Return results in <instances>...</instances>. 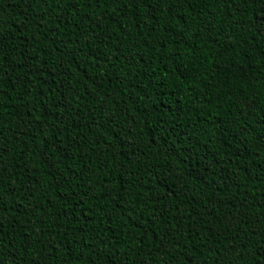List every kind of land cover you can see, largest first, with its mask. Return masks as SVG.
<instances>
[{
    "label": "snow or ice",
    "instance_id": "6c2138e0",
    "mask_svg": "<svg viewBox=\"0 0 264 264\" xmlns=\"http://www.w3.org/2000/svg\"><path fill=\"white\" fill-rule=\"evenodd\" d=\"M16 3L24 4L28 12L20 14L23 18L18 24H11V31L6 27L10 21L4 20L0 14V264H4L5 252L11 257V264H17L16 251L20 252L19 264H51L54 258L59 259L58 256L53 257L51 243L45 246L44 251L37 249L33 253L34 241L31 236L27 243L19 241L22 247L17 248V237L12 234L16 233V226H12L11 233L5 231V226L11 224L8 216L13 213L14 219L25 215L29 216V219L36 216L37 220L43 223L38 213L43 212L45 201L51 204L48 200L49 189L45 186L49 179L57 180V195L61 200L66 204L76 205L72 209V214L78 221L84 219L87 223L92 219L90 213H93L95 209H99L102 213L97 215L100 221L111 219L109 213L113 216L119 215L122 228L138 230L137 236H130L136 240H142L145 234L150 237L154 226L163 225L160 244L156 246V249L163 251L168 257L166 264H264V231H252L250 235L242 238L239 232L230 233L232 225L236 222L234 215L223 218L215 216L214 220L204 221L205 230L209 233L214 232L213 223L216 222L223 231L215 232L216 243L208 247L213 239L212 236L206 240L194 239L200 236L198 227L200 219H193L191 212L188 216L179 214L180 209L175 204L172 205L175 212H170L162 203L165 200V192H172L175 195L174 189L180 188L181 184L183 188L180 190V195H183L188 187L185 183L186 177L191 176L201 184H207L209 193L208 196H204L203 192L200 193L201 200L197 203L203 204L204 211H196L194 213L196 218L212 217L213 212L209 205L212 204L213 199H216L215 194L223 192L232 194L220 197L217 212L222 211L225 206L240 212L241 208L249 206V200H256L257 208L264 209V195H257L253 190L246 188L249 184L256 186L264 184V168H261L260 172L254 171L257 167L254 161L264 157V118L255 121L262 126L258 133L249 124L256 107L254 95L249 96L241 92L244 102L237 104L239 111L228 123L221 125L219 129L212 130V135H215L216 131L220 132L226 148L231 150L225 153L226 161L218 159L214 152L208 150L207 142L200 145L198 142L193 143L190 139L179 140L180 148H177V143L174 142L167 149L168 155L179 160L182 165L187 166L191 162L190 168L185 167L183 171H178L168 161L163 163L154 161L151 164L145 161L144 167L150 169L156 177V183L159 186L157 189L146 188L144 183L132 185L127 180L114 184L113 181H118L121 175L128 174L120 171V167H124L123 161L104 175H95L94 178L90 176L87 180L77 177L75 173L65 176L64 172L71 173V161L77 160L83 151L82 142L89 140V137L84 135L72 139L71 136H67L56 142L60 133L68 132L69 128L80 127L77 120L79 117L86 120L85 126L89 131L95 128L109 131L108 125L112 128H120L121 132L126 131L129 134L128 140L117 138V142L122 146L119 154L125 159H128L127 153L123 151L125 145L132 157H137L138 153L143 154V148L130 136L132 129L121 128L116 114L111 110H104L114 97L101 99L98 91H90L88 95L93 101H99V103L93 106L95 110L89 109L90 116L86 118L82 115V110L87 105L80 103L83 92L77 93L76 87L80 85L81 79H86L94 85L95 89H103L105 80L113 74V68L116 66L113 62L120 61L121 57L128 62L125 67L135 64V71H143L144 74L151 70L150 66L143 70L140 68L143 56L138 48L129 51L128 45H118L108 52L101 48V45L110 47V41L113 40L116 30L124 25L127 17L138 15L139 18L133 21L136 26L144 23V17L152 21L153 26L145 24L148 29L146 33L143 31L139 33L140 36L145 37V43L158 31H175L176 36L183 37L187 41L188 37L185 33L189 30L190 21L187 18L188 14L181 12L180 9L195 11L197 6L211 3L217 9L216 17L219 19L212 17V22H209V19L205 18L201 32L197 35L205 34L206 41H211L218 48L224 41H228L229 46L234 44L238 48L243 43L246 47L264 53V0H16ZM113 5L115 6L113 11L108 12L107 9ZM98 7H104L105 13L88 15ZM37 8L41 11L36 12ZM114 14L116 18L112 19ZM196 16L197 24H201L199 18L210 17L211 13L205 14L201 11L197 12ZM86 19H90L92 23L86 24ZM109 22L114 28L112 31H105L104 25ZM213 32H215V38L212 36ZM235 33L238 35H234ZM81 37L84 39L82 40ZM13 41H19V43L13 46ZM206 41L201 42L205 46L200 51H197L194 45H189L193 59L203 57L207 60L215 54L211 48L207 47ZM33 48L37 51H33ZM49 49L51 51H48ZM233 50L235 51V48ZM46 51H48L47 56L44 55ZM14 52L23 53L20 57L21 61L26 60L31 64V67L24 72L27 83L22 82L20 75L9 77L10 70L16 71L17 68L25 67L23 63L9 58ZM53 52L57 54L55 57L52 55ZM177 54L178 50L173 49L161 55L164 60H168L170 56ZM49 59L53 60L58 70L51 73V83L56 85L55 87L48 86V80L38 84L36 81L41 80L39 75L35 77V80L29 77V73L47 72L46 65ZM65 64L69 67H65ZM106 65L113 67L108 68ZM77 72H82L83 77L77 76ZM89 72H92L91 76ZM58 74L59 80L56 79ZM129 74L125 73V79ZM180 75H183V72ZM74 76L75 83L72 80ZM5 77L9 80L15 79L20 89L18 96L13 97L9 94L10 91H16V88L9 89L5 83ZM120 82L123 83L124 80L121 79ZM248 83L252 87L255 86L251 80ZM80 86L83 87V85ZM260 92L264 95V81H261ZM25 93L31 98L30 100L24 99ZM40 97H43V100ZM37 106L47 110L43 117L45 121H48L47 125L41 123V116H33ZM120 116H127L126 106L120 109ZM16 117L19 118V124L14 136L9 139L6 133L11 131L10 120ZM30 126L36 128V136L29 137ZM53 129L55 135L51 131ZM176 135L179 136L178 133ZM49 136L52 139L51 143ZM26 137H28L27 146L19 147L25 143ZM249 137L252 139L249 140ZM101 138L89 140V143L99 144ZM152 143L155 144L154 138ZM250 143L253 145L251 149H249ZM111 147L112 145L108 144L107 150H111ZM144 147L148 145L145 144ZM58 151L63 153V157L58 155ZM84 154L87 155L86 152ZM209 156L212 157L211 160H208ZM62 164H65L63 171H61ZM213 164L219 166V183L215 182L216 168L213 167L211 173L209 172V167ZM41 167L44 168V173H40ZM106 167V164L101 163L94 166V169L102 171ZM94 169L89 171L92 172ZM157 169L161 174H156ZM57 172L60 173L64 183H59ZM113 172L115 174L111 175ZM131 174L138 177L139 166ZM41 175L43 179L39 178ZM74 182L75 186H73ZM125 185L134 190L129 191ZM62 189L67 191L61 194ZM233 189L239 191V197L235 191H232ZM146 192L148 195H145ZM235 199H239L240 203L232 204L231 201ZM150 202L155 203L150 204ZM149 207L151 211L146 216L145 209ZM63 215L66 216L67 212ZM186 219L193 224L191 233L185 227ZM144 222H147L146 227ZM254 223L259 224L260 220ZM17 224H19L18 220ZM23 231V226H20V233L22 234ZM80 231H83V226ZM105 231L111 232L106 239L102 238ZM224 232H229L230 235L221 240L220 237ZM100 233L91 237L94 243L84 242L78 252L66 244L65 255H75V264H125L129 251L139 255V250L132 245L126 248L123 254L118 253V246L124 242L122 237L129 233H117L106 228H100ZM255 236L259 239L253 240L252 237ZM67 238L68 233L65 232L62 239L67 240ZM72 239H75V234ZM36 242L40 243V241ZM60 242L57 240L56 244L59 245ZM109 244L110 248L106 251L105 246ZM85 248L87 251H84ZM148 255L149 257L152 255L151 249ZM61 264L66 262L61 260ZM139 264H147V261L141 260Z\"/></svg>",
    "mask_w": 264,
    "mask_h": 264
},
{
    "label": "trees",
    "instance_id": "16d2710c",
    "mask_svg": "<svg viewBox=\"0 0 264 264\" xmlns=\"http://www.w3.org/2000/svg\"><path fill=\"white\" fill-rule=\"evenodd\" d=\"M115 6L108 8V12H112ZM41 9L37 8L36 12H40ZM131 12V9H129ZM181 12L187 15L190 21L189 30L185 33L188 37L187 41L183 37H178L173 32H157L147 39L145 43V37L140 36V32H147L148 29L145 24L153 26L152 21L147 20L144 17V23L136 26L133 21L138 19V15H130L125 19V23L122 27L116 30L113 40L110 41V47H105L101 45L102 50L108 52L112 48L119 46L128 45L129 51L133 48L140 49V54L143 56V61L140 62V68L143 70L150 66L151 70L144 74L143 71H135L136 65L128 64L127 61L121 57L120 61H114L116 65L113 68V74L110 75L109 79L105 80L103 89H95L94 85L86 80L81 79L80 85H77V93L83 92V99L80 101L81 105H87L82 110V115L84 117L90 116L89 109H93V106L99 101H93L88 95L90 91H98L101 99H107L108 97H114L110 100L104 110H111L117 116L120 121L121 128L130 127L131 138H133L141 148H143V154H139L137 157H132L130 150L127 145L123 146V151L127 153L128 159H125L123 155H120L121 144L117 142V138L122 140H128L129 134L121 132L120 128H112L111 125L107 127L109 131L101 130L100 128H95L89 131L85 126L86 120L77 117L80 127L69 128L68 132L60 133L57 136V143L60 139L67 136H71L72 139H76L77 136L87 135L89 140H93L97 137H102L99 144L89 143V140L82 142L81 147L83 151L80 156L75 161H71V173L64 172L65 176L75 173L77 177H83L87 180L90 176L94 178L95 175H104L109 169L116 168L121 161H123L124 167H120L121 173L127 172L126 175H121L118 181H113L114 184L127 180L132 185L144 183L146 188L157 189L159 186L156 183V177L152 174L150 169L144 167V162L151 164L154 161H168L172 164L174 168L178 171H183L185 167H192L190 162L187 166L182 165L179 160L173 159V157L168 155V146L177 143V148H180L178 143L179 140L190 139L193 143H199L204 145L207 142V149L215 153L218 159L227 160L226 152L231 151L226 148V143L223 142V137H221L220 132L216 131L215 135H212L213 129H219L221 125L228 123L232 117L239 111L237 104H242L244 102L243 96L240 95L241 92L246 95H254L256 107L254 109L252 118L249 120V124L252 128L256 130V133L261 131V125L255 121L264 118V95L260 92L261 81H264V53L259 50L246 47L241 43L240 47H235L234 44L229 46L228 41L217 47L216 44L211 41H206V35L200 34L202 22L205 18L212 22V17H216L217 9L214 8L211 3L207 5H199L195 8V11H191L186 8H181ZM203 11L205 14L211 13L210 17H200L201 24H197V12ZM28 10L25 5L16 3V0H0V14H2L3 19L10 21L6 27L11 31V24H18L23 18L20 14H27ZM96 13L104 14L105 8L98 7L94 12H90L89 16H94ZM115 14L112 19H115ZM219 19V17H216ZM86 24H91L90 19L85 20ZM105 31H112L114 26L109 22L104 25ZM234 35H238L235 33ZM215 38V32L212 33ZM90 38V37H89ZM83 40L84 38L81 37ZM158 41V42H157ZM202 41H206L208 48H211L215 53L213 56L205 60L203 57L199 59H193L191 54V49L189 45H194L197 51H200L205 45ZM27 43V39L25 38ZM19 41H13V46H15ZM167 45V49H165ZM235 48V51L233 50ZM173 49L178 50V54L175 56H170L168 60L162 58V53L165 51L171 52ZM187 50V51H186ZM33 51L37 49L33 48ZM48 51H51L49 49ZM48 51L45 52V56L48 55ZM23 53L14 52L9 57L10 59H15L18 63H23L24 68H17L16 71H9V77H15L20 75L22 82L27 83L28 81L24 79V72L27 68L31 67L26 60L21 61L20 57ZM53 57L57 54L52 53ZM44 57H42L43 59ZM139 61V57H137ZM69 67L68 64L64 65ZM48 68L47 72L42 73H29V77L35 80V77L39 75L41 77L40 81H36L38 84L43 80H48V86L55 87L51 83L52 76L51 73L58 72L56 65L53 63L52 59L48 60L46 65ZM108 68H112V65H106ZM183 72V75L180 73ZM125 73H130L125 79ZM77 76L83 77L82 72H77ZM92 75V72H89ZM119 77V79H117ZM59 80V74L56 76ZM121 79L124 80L121 83ZM73 83H75V76L72 78ZM253 81L254 87L250 86L248 81ZM5 83L11 87H15L16 91H10V95L15 97L20 94L19 86L16 84L15 79L9 80L5 77ZM237 90H240L239 92ZM47 91V87H45ZM76 95V93H73ZM239 97V99H237ZM25 100H30L31 98L25 93ZM43 100V97H40ZM11 104L12 101L10 100ZM31 106V105H29ZM124 106L127 107V116H120V109ZM46 109L37 106L33 112V116H41V123L47 125L48 121L44 120L46 115ZM247 111V109H245ZM97 115H99V110H97ZM32 119V117H29ZM19 124V118L10 120L11 131L6 133L9 139L14 136L17 125ZM9 127V125H5ZM63 127V126H61ZM53 135H55V130H51ZM179 134L177 137L176 134ZM187 134V135H185ZM36 128L30 126L29 137L36 136ZM255 135V133H254ZM155 139V144L152 143V139ZM49 142H52L51 136H49ZM252 137H249L251 140ZM28 143V137L25 138V143L19 145V147H26ZM108 144H111V150H107ZM147 144L148 147H144ZM253 145L249 144V149ZM87 153L85 155L84 153ZM58 155L63 157V153L58 151ZM115 155V159L113 156ZM212 157L209 156L208 160ZM236 159V158H234ZM131 161V163H129ZM104 163L107 165L102 171H96L94 166ZM257 167L254 169L256 172H260L261 168H264V157L254 161ZM139 166V176H133L131 173L134 172ZM227 166L226 164L224 165ZM65 164L61 165V171H63ZM215 167L217 171L216 183H219V166L211 165L209 167V172L211 173L212 168ZM89 169H94L90 172ZM40 173H44V168L41 167ZM115 173H111L114 175ZM156 174H161L160 170H156ZM35 175V174H34ZM57 177H59V183H64L60 173L57 172ZM39 178L43 179V175ZM207 179V177H206ZM188 187L184 191L183 195H180V190L183 188L181 184L180 188H175V195L172 192H165V200L162 202L164 206L170 212H175V208L172 207L173 204L177 205L180 209V213L184 216H188L191 212L193 213V219H200V224L198 225L200 236L194 237V239H208L212 236L213 239L208 244L211 247L212 244L216 243L215 232H221L223 229L217 226V223H213L214 232L209 233L205 230L204 221L214 220L215 216H220L221 218L229 215H234L236 217V222L232 225L230 233L239 232L240 236L246 237L250 235L252 231L262 232L264 231V209L257 208L256 200H249V206L247 208H241L240 212H236L235 209L225 206L222 211L217 212L216 208L219 207L218 200L222 195L230 196L231 192H223L221 194H215L216 199H213L212 204L209 207L212 209L213 216H203L202 218H196L194 213L196 211H204L203 204L197 203L201 200L200 193L203 192L204 196H208V185L201 184L200 181L194 180L193 177L187 176L186 181ZM48 191V200L44 202L43 212L38 213L40 223L36 216L25 215L23 217H17L14 219V213L8 216V220L11 222L10 225L5 226V231L11 233L12 226H16V233H12L17 237V248H21L19 241H24L27 243L29 237L31 236L34 241L32 245V251L35 253L37 249L44 251L46 245L51 243L53 248V257L58 256L59 259H53L51 264H61V260L65 261L66 264H75L76 256L65 255L66 244H69L72 250L79 251L83 247L84 242H91V237L94 235H100V228H106L116 231L117 233H129V235L123 236L124 241L120 246H118V253L123 254L125 249L130 245L139 250V255H134L132 251H129L127 257L125 258V264H139L141 260H146L147 264H166L168 257L163 251H157L156 246L160 244V237L162 234L163 225L154 226L152 228V235L149 237L147 234L144 235L142 240H136L130 238V236H137L138 230L135 228L124 229L120 225L122 221L119 215L111 216V219H105L100 221L97 219V215H102L99 209H95L93 213H90L92 219L87 223L84 219L77 220V217L72 214V209L76 207L74 203H65L57 195L58 182L57 180L49 179L47 185H45ZM75 186V182L73 184ZM87 187V185H85ZM129 191L134 189L129 188L125 185ZM246 188L253 190L257 195H264V184L259 186L256 185H246ZM66 189L60 190L61 194L66 192ZM77 191H81L77 189ZM239 197V191L233 189ZM145 195H148L146 192ZM179 196V199H177ZM155 202H150L154 204ZM232 204H239L240 200L235 199L231 201ZM159 206V205H157ZM107 211V209H105ZM151 208L145 209V215ZM67 212V215L63 213ZM47 213V215H45ZM60 214V215H58ZM17 220L19 224H17ZM260 220V223H254ZM241 221H243L241 223ZM145 223V227L147 222ZM185 227L188 232H192L193 224L189 220L184 221ZM38 225V226H37ZM20 226H23V233H20ZM83 226V231H80ZM227 227V225H224ZM67 232V240L62 239L63 234ZM34 233V235H32ZM229 232H224L223 236L220 237L221 240L225 236L230 235ZM75 234V239L72 237ZM111 235L110 231H105L102 234V238H107ZM83 238V240H82ZM253 240L259 239L258 236L252 237ZM60 240V244L57 245L56 241ZM36 241H40L37 243ZM227 243V241H224ZM110 248V244L105 246L107 251ZM149 249L152 251V255L149 257ZM171 249V246H169ZM16 251V249H13ZM84 251H87L85 248ZM17 264H19L20 252L16 251ZM31 258V257H30ZM195 259V257H192ZM4 264H11V257L7 252L4 254Z\"/></svg>",
    "mask_w": 264,
    "mask_h": 264
}]
</instances>
